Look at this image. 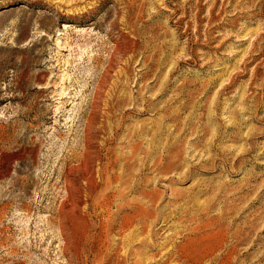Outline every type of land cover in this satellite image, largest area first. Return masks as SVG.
I'll list each match as a JSON object with an SVG mask.
<instances>
[{
	"label": "rangeland",
	"instance_id": "374dc122",
	"mask_svg": "<svg viewBox=\"0 0 264 264\" xmlns=\"http://www.w3.org/2000/svg\"><path fill=\"white\" fill-rule=\"evenodd\" d=\"M253 1L0 0V264H178L164 254L209 225L217 201L258 198L246 211L264 215V0ZM144 153L176 158L142 174L158 200L148 226L120 230ZM97 155L108 196L99 182L70 210Z\"/></svg>",
	"mask_w": 264,
	"mask_h": 264
},
{
	"label": "bare ground",
	"instance_id": "6f19581e",
	"mask_svg": "<svg viewBox=\"0 0 264 264\" xmlns=\"http://www.w3.org/2000/svg\"><path fill=\"white\" fill-rule=\"evenodd\" d=\"M232 8L234 9V7H232ZM125 55H126V53H125ZM136 147H137V144L134 143V146L132 147L131 152L127 153V155L124 157V162L127 163L128 165L133 166V164L135 163V160L137 159V157H135V156H137L135 154ZM144 154H145L144 156L146 158L144 161H142L140 159L141 163L139 164L140 168H139V173H138L137 178H136V182H134L133 185H131L130 189H129V191L131 193L137 194L140 198L137 200L136 199L135 200L134 199L124 200L123 203H120L117 206V214L120 217V221L118 220V227L120 230H128L129 231L130 227L134 226L135 224H140V223L144 227L148 226V224H146V217H147L146 212L150 211L151 209L153 210L152 212H155L157 209L156 205H157L158 200L156 201L157 198L153 199L150 197L152 192L149 189H147V187H146L148 182H149V179L146 176L143 177L142 174H145L146 170L147 171L151 170L152 167H153V170H161L160 169L161 168V161L160 160L168 161L169 159L174 158L176 156V153H170L167 155H161V158L152 159L149 156H147L146 153H144ZM96 157L101 162L99 167L94 168L92 166L83 165L82 170H81V178L86 183L85 188L87 190H89V193L87 195H85L84 198L83 197L74 198L73 199L74 203L71 205L72 208L70 210L75 209L77 206H80L79 204H81L83 202L86 203L88 198H90L92 196V194H95L98 191L99 182H100V184L104 183V186H103V188H101L100 191L103 192L104 197L108 196V187H109L108 184L109 183L107 182V179L109 176L106 175L105 170L107 169L108 166H110V161L108 160V163H102L103 158L102 157L99 158V155H97ZM147 160H150L151 164H148ZM180 175H181V173H180ZM79 177H78V179H79ZM115 178H118V177L115 176ZM155 178L156 177H152V181H155ZM158 178H160V177H158ZM173 180L175 181V179H173ZM71 185L72 184H70V185L68 184V187L70 188ZM76 186H78V185H76ZM85 188H83V189H85ZM80 189H82V188H80ZM83 189H82V191H83ZM241 190H242V188H241ZM247 191H248L247 189L242 190V192H244V193H247ZM231 192H232V190H231ZM122 198H124V197H122ZM253 198H252V200L249 201V203L247 201L248 199L246 198L247 200L246 199L245 200L247 201V204L245 203L246 201H243L242 205L236 204L235 199L229 200L228 202H224L221 205H220V201H217L218 202L217 203L218 208L215 209L216 213H215V215H213L211 217L210 224L209 225H203V227H198V229L190 228V229H187L184 233H181V240L182 241L180 242V244H176V243L171 244L170 249H168L167 252L165 251L166 253L164 254V257H165L164 261H166V260L168 261L169 259H175L178 264H205L204 260H208L207 264H264V236H262V234L264 233V224H262V225L259 224L260 219H261L260 221L264 220L263 219L264 215L262 216L261 213H258V212H257L258 214H256V212H255L256 210H252V209L249 211H246L247 209L250 208V206H252V204L255 203L256 199L258 200V198H255V200ZM178 199H179V197H178ZM142 200H144V201H142ZM237 200L240 201L239 198ZM88 202H89V200H88ZM103 204H107V202L103 203ZM84 206H85V204H84ZM64 207H66V206H64ZM260 208L261 207H259L258 209H260ZM202 210H206V208H204ZM79 211H80V209H79ZM257 211H259V210H257ZM153 214H155V213H153ZM80 215H82V214H80ZM81 218H83V217H81ZM76 219H78V218H76ZM84 223H85V221H84ZM145 225H147V226H145ZM199 225H201V224H199ZM109 229H111V228H109ZM91 250H93V249H91ZM201 250H202V252H201ZM117 264H122V261L117 259Z\"/></svg>",
	"mask_w": 264,
	"mask_h": 264
}]
</instances>
